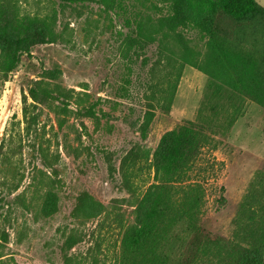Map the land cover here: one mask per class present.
Listing matches in <instances>:
<instances>
[{
	"label": "rangeland",
	"instance_id": "1",
	"mask_svg": "<svg viewBox=\"0 0 264 264\" xmlns=\"http://www.w3.org/2000/svg\"><path fill=\"white\" fill-rule=\"evenodd\" d=\"M125 1L139 7L143 0ZM257 2L264 6V0ZM180 4L150 0L146 5L159 18L174 15ZM24 6L33 13L55 9L61 38L34 47L8 81L0 77V146L5 143L8 157L0 166L5 183L0 194L15 203L0 218V232L10 237L8 264H65L66 254L73 264H115L123 227L134 221L138 196L154 180L148 164L134 181L138 193L133 194L110 165L119 170L132 149L151 159L166 133L188 121L200 123L209 79L181 61L150 73L157 45L148 50L153 61L146 69L132 62L124 50L122 18L100 2L28 0ZM178 31L189 46L206 51L207 38L202 40L195 25ZM169 44L179 53L176 41ZM166 56L171 58L168 50ZM169 74L181 75L171 111L157 108L144 136L140 127L153 92L149 86ZM31 88L41 95L31 108L37 122L28 133L23 95ZM222 123L224 115L211 127ZM208 135L211 141L190 174L205 191L201 226L212 238L233 239L241 203L252 187L264 185V109L246 101L231 130ZM21 177L19 190L10 192ZM49 191L55 198L44 209ZM70 237L81 241L65 250Z\"/></svg>",
	"mask_w": 264,
	"mask_h": 264
},
{
	"label": "trees",
	"instance_id": "2",
	"mask_svg": "<svg viewBox=\"0 0 264 264\" xmlns=\"http://www.w3.org/2000/svg\"><path fill=\"white\" fill-rule=\"evenodd\" d=\"M56 1L60 5L100 2L116 13L127 29L125 54L132 62H139L142 69L153 61L148 50L157 45L158 58L150 73L181 61L209 79L200 123L188 121L166 133L151 159L147 153L132 149L123 157L119 170L110 165V172L118 171L133 194L138 193L134 181L148 164L154 180L138 196L134 221L123 227L115 264H264V185L262 189L252 187L241 203L234 238H212L201 226L205 191L190 176L204 146L211 141L208 132L231 130L242 116L246 101L264 109V6L257 0H179L181 4L174 15L155 18L146 5L150 0H143L141 7L125 0ZM24 3L28 0H0V77L4 81L9 80L24 56L32 57L34 47L54 44L61 38L56 32L55 9L33 13ZM186 25H195L202 40L207 38L206 51L186 43L178 31ZM170 40L179 44V53L170 47ZM167 50L171 58L166 56ZM172 76L165 75L157 85L149 86L153 92L147 97L145 121L140 127L144 136L157 108L171 111L181 75ZM40 95L37 88L23 95L28 133L37 122L31 108L37 107L34 102L40 101ZM228 111L231 113L227 116ZM222 115L226 124L213 128ZM6 158L3 143L0 166ZM22 181L23 177L10 187V192L18 191ZM260 181L264 183V178ZM2 186L4 182H0ZM45 198L44 209H48L55 196L49 191ZM14 207L9 196L0 194V218L2 211L10 212ZM9 239L6 230L0 232V264H8L5 250ZM80 241L70 237L63 249H72ZM65 264H73L67 254Z\"/></svg>",
	"mask_w": 264,
	"mask_h": 264
}]
</instances>
